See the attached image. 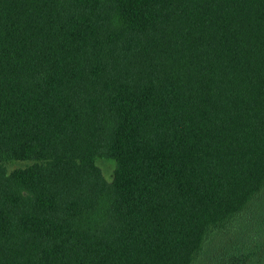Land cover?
Listing matches in <instances>:
<instances>
[{
  "label": "trees",
  "instance_id": "obj_1",
  "mask_svg": "<svg viewBox=\"0 0 264 264\" xmlns=\"http://www.w3.org/2000/svg\"><path fill=\"white\" fill-rule=\"evenodd\" d=\"M0 264H264V0H0Z\"/></svg>",
  "mask_w": 264,
  "mask_h": 264
},
{
  "label": "rangeland",
  "instance_id": "obj_2",
  "mask_svg": "<svg viewBox=\"0 0 264 264\" xmlns=\"http://www.w3.org/2000/svg\"><path fill=\"white\" fill-rule=\"evenodd\" d=\"M25 161H11V162H7L6 163V167L8 170L15 168V167H19V166H23L25 165ZM97 164L100 167L103 175L109 179L112 175V171H113V161L110 159H106V158H99L97 160Z\"/></svg>",
  "mask_w": 264,
  "mask_h": 264
}]
</instances>
